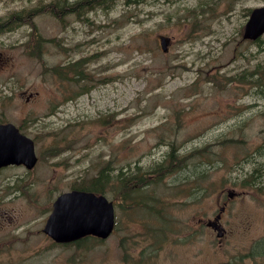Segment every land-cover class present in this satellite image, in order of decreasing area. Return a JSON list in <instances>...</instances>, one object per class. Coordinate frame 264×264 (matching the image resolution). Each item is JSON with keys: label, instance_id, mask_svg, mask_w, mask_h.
Instances as JSON below:
<instances>
[{"label": "rangeland", "instance_id": "1", "mask_svg": "<svg viewBox=\"0 0 264 264\" xmlns=\"http://www.w3.org/2000/svg\"><path fill=\"white\" fill-rule=\"evenodd\" d=\"M201 1L213 12L203 21L212 31L191 39L182 7ZM263 3L144 0L129 5L122 21L128 8L121 1L92 10L87 18L68 13L56 19L33 10L38 0H0V22L17 12L23 15L18 27L0 32V88L12 96L9 105L0 103V109H6L2 117L16 124L38 117L28 126L31 136L40 129L66 126L61 139L47 136L35 143L38 156L40 144L42 150L61 146L60 153L40 154L31 169L15 165L0 170V222L9 226L0 237H14L18 222L23 223L18 235L33 241L40 252L27 257V264H119L133 259L136 247H144L146 259L138 264H149L152 234L157 239L156 217L164 216L166 222L161 218L159 228L166 225L161 235L168 255L159 256L155 264H264V257L251 255L264 235V187H255L253 171L254 166H264V107L251 117L249 106L252 98L262 102L264 84L248 88L254 63L264 61V35L259 41L246 40L241 27L246 10ZM24 8L32 10L20 12ZM160 34L170 38L165 52L158 43ZM34 47L42 48L40 58L28 55ZM238 47L245 49L242 54ZM94 52L84 69H92V77L102 80L90 91L67 98L52 67ZM209 75H215V84L204 81ZM230 75L237 80L228 81ZM28 94L32 96L26 101ZM102 114L104 121H96ZM257 147L261 154L254 165ZM160 152L165 155L157 160ZM170 152L180 162L169 174L151 173L155 180L172 176L161 179L162 201L157 203V193L142 196V206L156 204L155 209H143L147 215L135 210L129 215L125 208L134 206L127 207L124 200L118 215L115 210L119 223L113 234L81 250L76 243L52 246L44 236L47 208L57 192L87 182L99 170L110 177L128 164L133 171H147L155 163H166ZM135 165L139 169L134 170ZM244 176L253 186H242ZM231 190L235 195L228 199ZM106 192L112 199L111 186ZM222 197L229 204L220 219L225 231L219 240L205 222L215 216ZM31 226L36 228L33 236ZM128 233L133 243L124 250L122 238ZM191 234L196 242L183 243Z\"/></svg>", "mask_w": 264, "mask_h": 264}, {"label": "water", "instance_id": "2", "mask_svg": "<svg viewBox=\"0 0 264 264\" xmlns=\"http://www.w3.org/2000/svg\"><path fill=\"white\" fill-rule=\"evenodd\" d=\"M264 30V6L251 10L244 27L245 38H256ZM165 49L166 40L160 36ZM36 160L32 140L22 135L11 123L0 126V166L6 163H24L31 167ZM44 231L58 241L78 239L86 234L100 238L111 233L113 207L102 194L74 190L64 192L53 202Z\"/></svg>", "mask_w": 264, "mask_h": 264}, {"label": "trees", "instance_id": "3", "mask_svg": "<svg viewBox=\"0 0 264 264\" xmlns=\"http://www.w3.org/2000/svg\"><path fill=\"white\" fill-rule=\"evenodd\" d=\"M116 1H118V0H48V1H44V2L38 0V5L37 6L34 5L32 8L33 9H39L40 12L45 11V12L51 14L52 16H54L56 19L57 18L63 19V16L68 14V13H73L76 16V18L80 19L81 14L88 13L92 9L98 8V7L104 9V8L113 6L116 3ZM121 1H123L127 5L128 4L132 5V4L139 3L140 1H143V0H121ZM32 8L31 9H27V8L25 9L24 8V9L20 10V12L21 11H28L29 12L30 10H32ZM182 9H183L184 13L186 14L185 20L187 23L189 22L188 25H190L189 31L187 33V37L191 36L192 37L191 39L199 37L200 35H199V31L197 30V26L199 25V29L204 28L205 27V25L203 24L204 19H208L209 17H211L210 15H208L206 13L208 11V5L205 2L201 1L198 4V6L185 5L182 7ZM127 13H128V10L125 14H123V16L127 17ZM22 16L23 15H20L19 12L15 13L8 20L6 19V21L0 22V25L2 24L0 26V28L3 26L9 27V26L13 25L15 23L14 21H17V20L20 21ZM12 17H14V19ZM24 20L30 21V20H28V18H24ZM211 31L212 30L210 28L206 29V33H209ZM235 50L238 51L240 54H242L245 49L238 47ZM66 67H68V66L66 65ZM77 68H78V66H75L74 69H77ZM59 71H60V66L58 68L54 67V72L59 73ZM250 73H251V77H250V79H248V82H249V84H252V85H250L248 88H250V87L254 88L257 86H262L264 84V61H258L256 63H254L252 71H250ZM76 74H77L76 78L78 79L79 78V72H76ZM234 79L235 78H233L232 75L228 76V81H231ZM235 80H237V79H235ZM204 81L210 83L211 85H213V84H215V82H217L215 79V75L206 76L204 78ZM244 82H246V80H244ZM192 83L193 82H191V84ZM191 84H189V85L191 86ZM84 85H85V89H87V90L91 86L87 81L84 83ZM59 133H60L59 130H49V132H47L46 134L51 135L52 138H54V139H58L57 137H58ZM62 137H63V135L61 136V138ZM60 149H61V147L52 146V147H50L49 150H51L52 153H59ZM167 155L170 157V159L166 162V164L164 163L165 165L162 162L155 163L152 166V168L150 169V171L147 170V174H145L143 176H139L138 178H136L135 176H136V172H139V171H136L135 169H139V167L137 165L134 166L135 171L132 170L133 173H131V183L133 185V192H131L129 194V196H126V198L128 197L127 203L132 204L134 206L133 209L125 208V212H127L129 215H131L133 213V210H135L136 213L139 215H145V212L143 210V207L141 206L140 200L142 198L141 193H142L143 187L148 184L147 181L149 180V178H147V180L144 181L143 180L144 177L147 175H150L152 172L156 173V175H158V176H163V175L169 174L172 171L171 166L176 168L177 165L179 164L180 158L175 154V152L174 153L170 152ZM165 166L167 168H165ZM160 169H162V170L160 171ZM164 169H166V170H164ZM158 170L160 173L158 172ZM157 172H158V174H157ZM165 172H167V173H165ZM109 179H110V176L107 172H103V170H99L98 175L90 178L87 181L89 183H88V186L86 188L98 192L103 187L98 185L97 183L100 180L108 181ZM118 223H119V221L117 220L116 228H117ZM129 237L130 236L128 233V234H125V236L122 238V242L125 243L124 250L129 248L133 243L130 241L131 238L129 239ZM97 242H101V240L98 237H95L93 235H85V236L78 238L77 241L72 242V244L73 243L78 244L79 245L78 250H81V249H85V248H90L91 246L94 245V243H97Z\"/></svg>", "mask_w": 264, "mask_h": 264}, {"label": "flooded vegetation", "instance_id": "4", "mask_svg": "<svg viewBox=\"0 0 264 264\" xmlns=\"http://www.w3.org/2000/svg\"><path fill=\"white\" fill-rule=\"evenodd\" d=\"M1 60H2V57H0V61ZM260 91L263 94V97L261 99L262 102H260V99H254V98H252L251 102H249V106L252 107L251 112H250L251 117L252 116L255 117L256 111L260 109L261 107H264V87H262ZM2 112H4V110ZM262 117H264V114ZM263 139H264V130H263ZM253 154L255 158L254 165H256L259 163L258 157L260 155V153L258 152V147H257V152ZM164 155H165L164 152H160L157 160L162 159ZM124 169L128 170L129 168L124 167ZM253 171L255 173V177H257L258 179L255 187L256 188L258 187L261 188L262 186L264 187V166H261V165L254 166ZM145 174L147 173H143L142 176ZM137 176L138 174L136 175V178H138ZM171 176L172 175H168L166 177H163L162 179L169 178ZM147 178H150L153 180L155 179L152 174L145 176L143 180L145 181ZM109 184L111 185V195H112L111 200L113 202L114 207L116 208L117 215H118L120 208H121L120 205L124 201V199L122 198L124 196H129V193L133 192V185L131 183V178H127L126 176H124L123 178L118 179L117 177H115L109 182ZM147 190H149V187H147ZM263 194H264V191H260L261 197L263 196ZM222 203L223 204L221 206H223V210L220 211V215H221V212L224 211L229 204V202L224 199L222 200ZM129 206L130 205L128 204L127 207ZM1 214H3V212H0V215ZM32 227L33 226H31L30 229L28 230L30 236H33L34 229L36 230L35 227H33L34 229ZM218 227L223 232V227L219 225ZM8 228H9L8 224L1 221L0 222V235L2 236L6 235ZM23 228H24V224L21 222H18L16 230L13 232L14 237L12 238L0 237V245H2V254H0V261H8V264H27V259H26L27 257L35 258L38 256L40 252H38L37 250H34L36 248L34 242L33 241L29 242L26 240L25 237L18 235L21 231H23ZM194 233H195V230H194ZM41 236L42 235H40V237ZM44 236L49 239V242L52 246L55 245V241H53L52 238H50L47 234H44ZM189 240L191 242H196V240L192 238H190ZM185 241H188V239L187 240L182 239L183 243H185ZM150 244H152V247L147 251L148 258L150 257L149 264H155L156 259L162 254L165 257L168 255L167 251L165 250L164 239H162L161 241H157V242L151 241ZM143 250H144L143 248L136 247L134 251L132 252L134 258L126 259V260L123 259L121 260L119 264H122V263L123 264H138L139 260L146 261V259L143 258V255H144ZM260 256L264 257V235H263V238L260 239Z\"/></svg>", "mask_w": 264, "mask_h": 264}, {"label": "bare ground", "instance_id": "5", "mask_svg": "<svg viewBox=\"0 0 264 264\" xmlns=\"http://www.w3.org/2000/svg\"><path fill=\"white\" fill-rule=\"evenodd\" d=\"M17 13H18V12H17ZM9 18H10V17H9ZM11 19H12V18H11ZM5 21H6V20H5ZM17 21H19V20H17ZM12 22H13V21H12ZM14 22H16V21H14ZM1 25H2V24H1ZM1 25H0V26H1ZM258 41H259V40H258ZM217 137H218V136H217ZM226 139H227V138H226ZM235 140H236V139H235ZM260 154H261V153H260ZM177 158H178V157H177ZM160 161H161V160H160ZM163 161H164V160H163ZM165 161H166V160H165ZM172 162H173V161H172ZM178 162H179V161H178ZM165 164H166V163H165ZM165 164H164V165H165ZM147 165H148V164H147ZM157 165H158V164H157ZM162 166H163V165H162ZM168 166H169V165H168ZM145 167H146V166H145ZM163 167H164V166H163ZM165 168H167V167L165 166ZM169 168H170V167H169ZM173 168H174V167L171 166V169H172V170H173ZM161 170H162V169H160V171H161ZM164 170H166V169H164ZM164 170H163V171H164ZM169 170H170V169H169ZM158 172H159V170H158ZM158 172H157V174H158ZM169 172H170V171H169ZM171 172H172V171H171ZM152 173H153V172H152ZM159 173H160V172H159ZM165 173H167V172H165ZM175 174H176V173H175ZM155 175H156V173H155ZM135 177H136V176H135ZM158 177H159V176H158ZM146 180H147V179H146ZM137 183H138V182H137ZM140 184H141V183H140ZM147 211H148V210H147ZM225 228H226V227H225ZM122 264H123V263H122Z\"/></svg>", "mask_w": 264, "mask_h": 264}]
</instances>
